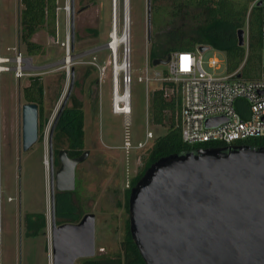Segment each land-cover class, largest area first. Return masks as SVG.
<instances>
[{
    "label": "rangeland",
    "instance_id": "374dc122",
    "mask_svg": "<svg viewBox=\"0 0 264 264\" xmlns=\"http://www.w3.org/2000/svg\"><path fill=\"white\" fill-rule=\"evenodd\" d=\"M233 1L236 4H251V0ZM69 2L57 0L54 37L44 27L32 36V40L45 48V53L28 55L18 36L19 0H0V55L13 56L15 52L12 48L16 47L23 55L32 57L38 66L20 79H16L10 71L0 74V264H52L48 136L50 124L69 87L71 68H74V81L70 97L75 96L82 103L84 150H88L89 154L75 168L76 188L69 198L77 205L80 219L86 213L95 215L94 256L120 250L125 220L128 219L126 190L131 180L143 169L149 153V149L135 147L144 136L146 123L154 139L167 131L165 125L151 122L149 112L152 91L167 81L151 80L147 86L138 81V77L144 75L146 66L149 77L167 68L166 64L154 66L150 62L147 0H130L131 113L127 116L112 111L111 48L107 47L113 35L114 14L118 34L124 30L125 0L124 5L123 0H74L73 51L69 53L73 59L63 64L61 60L67 57V45L70 49L72 41L71 4L69 11L64 9ZM171 2L151 0L152 5L166 6ZM161 14L155 10L151 12L152 27L164 20ZM175 24L188 31L194 21L188 14L176 20ZM244 29L247 34L246 27ZM213 57L220 62L215 70L207 67V61ZM123 58L124 45L120 44L117 61L120 63ZM202 58L208 71L224 72L225 56L222 51L209 47ZM35 74L41 76L44 85V116L48 118V123L41 137L38 132L36 142L23 151L21 106L25 100L22 89ZM123 75V71H120V92ZM70 104L68 100L66 107ZM127 137L129 148L124 146ZM60 146L59 149L66 148L65 144ZM53 159L55 170L59 162L55 155ZM55 201L57 224L69 222L65 221L67 217L62 213L63 206L59 211L55 209ZM36 212L45 214L46 227L38 235L32 236L27 232L26 216Z\"/></svg>",
    "mask_w": 264,
    "mask_h": 264
},
{
    "label": "water",
    "instance_id": "95a60500",
    "mask_svg": "<svg viewBox=\"0 0 264 264\" xmlns=\"http://www.w3.org/2000/svg\"><path fill=\"white\" fill-rule=\"evenodd\" d=\"M70 4L72 50L74 0ZM150 19L151 0H147L148 41ZM236 33L238 45L243 46L245 29ZM197 48L204 52L209 47ZM168 60L169 55L154 58L152 65ZM262 64L264 71V52ZM73 81L71 68L69 87L48 136L52 264H76L96 253L93 213L84 214L78 222L61 224L54 214L56 191L75 189V168L89 154L84 150L71 157L61 148L57 152L59 167L54 170L53 129ZM223 120L209 118L205 125ZM21 128L22 150L27 151L38 138L35 103L21 106ZM127 209L129 232L145 264H264V147L233 144L162 156L130 188Z\"/></svg>",
    "mask_w": 264,
    "mask_h": 264
},
{
    "label": "trees",
    "instance_id": "16d2710c",
    "mask_svg": "<svg viewBox=\"0 0 264 264\" xmlns=\"http://www.w3.org/2000/svg\"><path fill=\"white\" fill-rule=\"evenodd\" d=\"M254 1L251 0V4H236L233 0H172L166 6L151 4V12L155 10L162 13L164 20L154 27L151 26L152 22L150 21V62L152 63L154 58H165L166 55L174 51L194 50L198 45H207L224 53L227 72L231 73L237 70L245 58V62L237 73L240 78L254 79L264 76L261 41L264 0L261 6ZM19 2L21 4L17 21L19 40L24 44L25 52L28 55L43 54L45 48L32 40V36L43 27L50 34L55 33L57 0H19ZM188 14L193 18L194 25L188 31H184L175 23L176 20L182 19ZM245 27L247 29V47L238 45L236 33L239 28ZM165 28L167 29L164 30ZM163 85L173 86L174 84L168 81ZM44 94V85L39 74L31 76L29 84L22 89L25 103L37 105L40 137L48 123V118L44 116ZM163 94L162 88L152 91L149 112L151 122L155 125H165L167 131L154 139L143 169L131 180L130 186L126 190V208L130 188L141 177L145 169L158 158L173 153L195 151L200 148L225 146L223 142L198 144L183 142L179 120L176 117V112L179 109V93L171 98H166ZM68 100L71 104L67 107L64 106L53 129L52 146L56 159H58L57 152L61 144L66 145L65 149L71 157L79 156L84 151L82 103L75 96H71ZM238 143L256 148L264 147V137H249L238 141ZM73 192L75 189L73 191H56L55 209L59 211L63 206L62 213L65 215L64 217H67L65 221L75 223L79 221L81 214L77 213V205L69 198ZM62 198H67V201H62ZM26 224L28 234L38 235L40 231L45 230V214L43 212L28 214ZM76 264L145 263L131 238L128 219H126L125 232L120 242L119 251L80 258Z\"/></svg>",
    "mask_w": 264,
    "mask_h": 264
},
{
    "label": "built area",
    "instance_id": "2783aa9c",
    "mask_svg": "<svg viewBox=\"0 0 264 264\" xmlns=\"http://www.w3.org/2000/svg\"><path fill=\"white\" fill-rule=\"evenodd\" d=\"M257 1L258 0H255L254 3ZM66 6L69 11L70 2ZM57 14L58 11L56 8V15ZM112 31L118 34L115 14L113 15ZM52 36L54 37V34H52ZM112 41L113 39H110L108 42L112 50H110L112 62L111 107L114 113H119L116 112L118 109L117 106L119 109L123 108L126 110L127 100L129 103L131 99L130 62L128 59V71L120 70L124 73L121 81L122 92H120L118 79L120 71L116 73L115 65L118 61L115 49L110 46ZM261 41L264 52V17L261 25ZM244 46L247 47V34ZM12 49L15 52L13 56L1 55L0 64L2 65V69L0 70V74L4 71H10L13 72L16 79H20L27 74L28 71H34L38 68V66L34 64L32 57L23 55V52L17 50L16 47ZM128 49L129 47H125L124 45V57ZM70 51L71 49H69L67 45L65 56L71 57L69 54ZM202 54L203 52H200L197 47L194 50L174 51L168 54L169 60L166 63L167 68L164 71L155 72V76L149 77V69L148 66H146L144 75L138 77V81L144 82L146 86L151 80L173 82V86L162 85L160 88L163 89V95L166 98L177 96L179 93V109L176 112V117L179 120L178 124L180 126L181 138L183 142L187 144L223 142L225 146H230L233 144H242L238 143V141L249 137H264V76L254 79L237 77L236 74L245 62V58L240 67L234 72H227L225 59L224 72H210L204 67ZM72 59L73 58H70V60ZM61 63L64 64V61L61 60ZM219 63L218 59L213 57L207 61V67L215 70L219 67ZM66 70L68 72V69ZM166 86L169 87V89ZM126 90H128L127 94ZM117 95L120 98H124V100L117 101ZM147 99L148 96H146V102ZM129 106L131 107V105ZM130 113L129 109L128 113L122 114L127 116ZM213 117H224V120L216 125H205V121ZM153 139V132L149 130L148 124L146 123L144 136L137 142L135 147L149 149L153 143ZM129 145L130 141L127 137L124 141V146L125 148H129ZM10 199L11 197L8 198V200ZM1 202L2 197L0 189V206Z\"/></svg>",
    "mask_w": 264,
    "mask_h": 264
},
{
    "label": "bare ground",
    "instance_id": "6f19581e",
    "mask_svg": "<svg viewBox=\"0 0 264 264\" xmlns=\"http://www.w3.org/2000/svg\"><path fill=\"white\" fill-rule=\"evenodd\" d=\"M66 12L68 11V8L66 6L65 8ZM112 43L110 44V46L115 49V52L117 53V48H118V45L119 44H124L125 47H129V49L126 51L125 53V59H123L120 63L116 62V65H115V68H116V73L120 70H126L128 71L129 69V65H128V59H129V56H130V0H125V26H124V30L123 32L118 35L117 33H114L113 32V35H112ZM108 48L109 45H107ZM111 50V49H110ZM112 51V50H111ZM2 56L0 55V58ZM68 59L69 56H67L65 59H64V62L65 63H68ZM1 61V59H0ZM1 64H0V70L2 69L1 68ZM128 93V90H126V94ZM127 96V95H126ZM116 100H124V98H120L118 95H117V98ZM130 105V102L128 103V100H127V105H126V110H124L123 108L119 109V107L117 106V110L116 112H119V113H128V110L130 109V112H131V107L129 106ZM1 219H0V232H1Z\"/></svg>",
    "mask_w": 264,
    "mask_h": 264
},
{
    "label": "flooded vegetation",
    "instance_id": "af4514ba",
    "mask_svg": "<svg viewBox=\"0 0 264 264\" xmlns=\"http://www.w3.org/2000/svg\"><path fill=\"white\" fill-rule=\"evenodd\" d=\"M72 88H73V86H72ZM72 92V91H71ZM53 166H54V164H53ZM56 221V220H55ZM57 223V222H56Z\"/></svg>",
    "mask_w": 264,
    "mask_h": 264
}]
</instances>
